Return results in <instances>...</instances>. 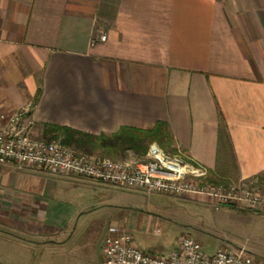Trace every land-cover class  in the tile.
<instances>
[{"label":"crops","instance_id":"1","mask_svg":"<svg viewBox=\"0 0 264 264\" xmlns=\"http://www.w3.org/2000/svg\"><path fill=\"white\" fill-rule=\"evenodd\" d=\"M28 102L36 137L163 122L175 152L130 160L158 149L226 183L264 176V0H0V110ZM40 174L0 164V235L27 257L71 241L49 183H99Z\"/></svg>","mask_w":264,"mask_h":264},{"label":"built area","instance_id":"2","mask_svg":"<svg viewBox=\"0 0 264 264\" xmlns=\"http://www.w3.org/2000/svg\"><path fill=\"white\" fill-rule=\"evenodd\" d=\"M101 40L106 35H101ZM33 102L17 110H0V164L36 168L53 176L81 177L144 194L205 197L219 210L235 206L264 214V176L239 182H214L209 170L181 155L151 149L145 161L114 160L32 135ZM103 264H260L246 246H219L213 252L191 235H183L177 249L155 255L142 250L127 227L112 222L101 249Z\"/></svg>","mask_w":264,"mask_h":264},{"label":"rangeland","instance_id":"3","mask_svg":"<svg viewBox=\"0 0 264 264\" xmlns=\"http://www.w3.org/2000/svg\"><path fill=\"white\" fill-rule=\"evenodd\" d=\"M94 153L130 160L127 153L115 157ZM40 175L50 177L46 172ZM49 186V215L64 221L72 235L70 243L50 255L36 251L27 257L16 250L9 235H0V264H103L101 249L112 222L127 227L137 245L155 255L166 256L178 248L183 235H191L209 252L244 245L264 264V216L254 212L232 205L216 210L205 197L148 195L73 178Z\"/></svg>","mask_w":264,"mask_h":264},{"label":"trees","instance_id":"4","mask_svg":"<svg viewBox=\"0 0 264 264\" xmlns=\"http://www.w3.org/2000/svg\"><path fill=\"white\" fill-rule=\"evenodd\" d=\"M43 135L47 140L61 139L64 144L74 146L88 153L97 151L109 156L124 155L128 150L146 155L149 146L158 142L163 148L175 152L172 138L163 122H158L151 130H137L124 127L111 136H94L60 126H46ZM212 181H219L211 178Z\"/></svg>","mask_w":264,"mask_h":264}]
</instances>
